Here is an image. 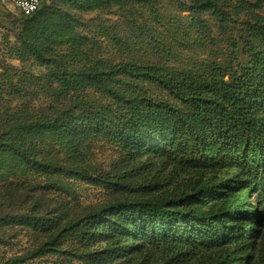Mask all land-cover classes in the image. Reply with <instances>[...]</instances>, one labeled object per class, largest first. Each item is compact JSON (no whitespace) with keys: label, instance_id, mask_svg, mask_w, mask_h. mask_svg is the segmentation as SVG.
I'll use <instances>...</instances> for the list:
<instances>
[{"label":"trees","instance_id":"1","mask_svg":"<svg viewBox=\"0 0 264 264\" xmlns=\"http://www.w3.org/2000/svg\"><path fill=\"white\" fill-rule=\"evenodd\" d=\"M191 1L192 11L222 19L228 15L222 7H232L236 15L245 7L243 0ZM45 3L29 16L17 10L29 28ZM249 9L244 24L249 44L243 64L125 65L121 78L112 75L110 79L97 71L75 72L68 77L76 85L74 90L103 85L117 100V108H90L79 114L34 113L28 107L14 113L0 109V168L27 164L45 171H67L60 166H74L79 152L71 133L80 126L83 131L106 133L133 171L142 168V159L154 157L161 166L170 167L171 175H188L201 182L193 194L180 196L174 203L132 198L90 213L62 228L30 257L41 256L71 237L84 249L80 258L88 264L126 256L140 243L183 262L201 249L224 245L232 250L204 257L203 263L243 264L252 243L261 237L264 261V234L259 228L264 220V0H254ZM26 45L39 62H50L37 42L26 41ZM155 90L165 96L156 95ZM54 150L71 162L49 160ZM101 240L115 243L88 251Z\"/></svg>","mask_w":264,"mask_h":264},{"label":"rangeland","instance_id":"2","mask_svg":"<svg viewBox=\"0 0 264 264\" xmlns=\"http://www.w3.org/2000/svg\"><path fill=\"white\" fill-rule=\"evenodd\" d=\"M85 1L86 6L76 0H46L32 28L13 6L0 11V109L14 113L28 107L34 113L50 114L55 110L79 114L103 106L115 109L117 100L103 85L74 90L69 74L97 71L110 79L121 78L125 65L182 68L228 63L233 67L245 61L249 33L244 24L254 0H243L245 7L237 15L232 7L221 6L228 12L223 19L192 11L191 0ZM26 41L37 42L50 62H39ZM155 93L165 96L159 90ZM71 135L79 156L74 166H60L68 169L65 172L27 164L0 168V264L13 260L15 264H88L80 258L84 249L71 237L41 256L30 255L65 226L111 204L132 198L174 203L193 194L201 183L196 177L171 175L170 167L161 166L154 157L142 159V168L133 171L104 132L78 126ZM47 142L50 145L51 139ZM49 160L71 162L56 152ZM259 228L264 234V220ZM114 243L95 241L87 250ZM260 243L261 237L254 240L243 264H264ZM157 250L140 243L136 251L100 264H206L204 257L232 248L201 249L184 262L170 260Z\"/></svg>","mask_w":264,"mask_h":264},{"label":"built area","instance_id":"3","mask_svg":"<svg viewBox=\"0 0 264 264\" xmlns=\"http://www.w3.org/2000/svg\"><path fill=\"white\" fill-rule=\"evenodd\" d=\"M11 5L25 16L38 11L45 0H10Z\"/></svg>","mask_w":264,"mask_h":264},{"label":"crops","instance_id":"4","mask_svg":"<svg viewBox=\"0 0 264 264\" xmlns=\"http://www.w3.org/2000/svg\"><path fill=\"white\" fill-rule=\"evenodd\" d=\"M12 6L10 0H0V11L5 10V7Z\"/></svg>","mask_w":264,"mask_h":264}]
</instances>
